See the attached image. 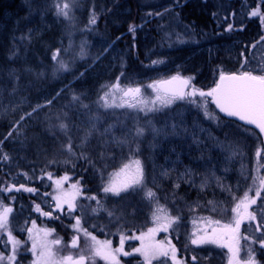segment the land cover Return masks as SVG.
<instances>
[{
    "label": "rangeland",
    "instance_id": "374dc122",
    "mask_svg": "<svg viewBox=\"0 0 264 264\" xmlns=\"http://www.w3.org/2000/svg\"><path fill=\"white\" fill-rule=\"evenodd\" d=\"M26 1L33 6L32 10L36 7L40 13L36 24L30 26L23 20L22 26L14 24L5 41L0 40V44L7 45L3 51L0 50V59L3 58V61H0V122L16 119L26 123L30 139V142L21 147L12 160L13 167L16 169L21 166L28 167L29 173L35 179L40 180L41 173L44 177H48L49 164L63 163L72 158L61 147L66 142V137L59 131V123L63 121L69 124L72 146L77 153L80 151L77 145L80 144L84 131L95 124L97 131L93 133L84 151L92 160L97 175H99L97 169L103 172L101 182L106 183L113 179V174L119 172L124 164H132L136 159H144L145 174L153 177L148 187L156 193L159 205L172 216L180 215L179 225H173L176 231L170 229L169 232H158L155 236L156 241L160 236L159 241L167 242L170 236L181 245H188L185 251H192L191 254L198 257L196 264H229L231 254L227 248L217 245L197 247L189 243V237L197 229L208 228L211 231V227L215 226L207 225L201 218L220 220L221 223L231 220L234 215L231 209L242 198L244 192L252 187V180L257 175V165L254 169L251 168V165L257 164L255 150L251 146L254 139L248 133L241 136L236 130L229 128V125H222L215 119H209L205 115V105L209 114L217 116L211 97L197 95L185 100H177L168 107H161L157 102L155 105L157 111H147V114L139 110L143 105L137 108L104 107L100 97L108 91L107 85L119 80L122 88L140 87L144 100H155L157 93L149 85L157 81L170 80L176 75L184 78L194 77L191 84L195 85L196 89L210 91L216 85L221 71L227 73L235 70L225 69L224 66L227 64L224 62L227 59L234 61L238 44L234 41H226L222 44L195 48L181 33L177 34L176 39L169 30H166V37L174 40L176 51L171 61V63L175 62L174 66L141 78L139 74L133 76L123 74L129 68L130 61L128 52L119 42L111 40L104 32L91 30L88 25L82 26L81 17L86 6L97 0H74L70 19L56 14V3L63 0ZM136 2L142 9V14L163 13L172 6L170 0H136ZM187 2L191 0H182L181 3ZM4 28L6 27H0V30ZM22 36L31 38L22 40ZM179 38L185 39L179 41ZM50 48L53 49L52 52H49ZM57 49H60V58L68 64V71H56L57 62L51 57ZM234 63L238 64L236 72L242 70L240 60ZM74 96L79 97V100H74ZM109 99L111 103L118 105L129 98L122 97L117 91ZM49 100L51 104L47 103ZM37 105L43 107L32 112ZM82 105L88 107L84 108ZM151 107L152 105L149 104L148 108ZM30 112L32 115L28 116ZM172 124L178 125V131L187 129V132L181 131L180 135L161 134L153 139L151 127L171 133ZM137 126L146 128L145 135L132 142ZM105 129H110V132L101 135ZM193 134L201 141L199 145L193 143ZM114 137L126 138L129 143L118 145ZM136 143L139 145V151H136ZM181 146L184 147L182 150L179 148ZM229 146H234L238 154L233 156ZM186 151L197 164L195 170L192 168L196 173L194 178L197 185L205 176L210 177L207 187L203 190L198 186H180L177 189L174 185L162 184L169 178L160 176L161 170L170 169L171 174L174 161L170 158L183 155ZM164 154L167 158L160 167L150 161L151 156L157 155L159 159ZM262 159H264L263 152L260 157V160ZM132 168H135L134 164ZM261 170L262 168L259 170V175H264ZM213 173L219 178V183L212 178ZM106 178L108 180L105 182ZM62 186L64 188V185ZM124 195L122 194V197ZM122 197H106L101 202L102 208L97 205L96 212L92 209L85 211L76 202L81 226L95 235L98 240H110L113 249L119 246L120 233L127 237L138 236L154 227L152 215L156 209L155 204L150 203L143 195H130L127 199ZM233 197L236 199L234 200ZM208 201H212L213 204L210 205ZM83 211L85 212L82 213ZM108 211H112L114 216H109ZM38 215L45 217L49 222L54 221L53 217L49 218L41 213ZM257 215L259 218V213ZM25 218L22 223L25 222ZM19 219L20 217L16 218L17 221ZM54 222L61 224L58 221ZM59 229L60 234L63 235L77 234L73 227ZM252 234L247 222L241 226V237ZM100 235L102 237H99ZM79 236V248L58 245L57 249H62L61 256L64 252L65 256L77 257L81 251L86 256L90 255L91 241L85 238L83 232L79 233ZM114 238L118 239L116 245L113 244ZM140 243L136 239H126L125 250L130 251L136 245L139 247ZM249 246V241L240 239L238 253L240 264H245ZM251 247L256 261L262 264L264 249H260L258 244ZM34 259L35 257L31 259V264ZM119 259L122 260L121 257ZM100 262L95 258V264ZM86 264H92V261L88 260Z\"/></svg>",
    "mask_w": 264,
    "mask_h": 264
},
{
    "label": "snow or ice",
    "instance_id": "6c2138e0",
    "mask_svg": "<svg viewBox=\"0 0 264 264\" xmlns=\"http://www.w3.org/2000/svg\"><path fill=\"white\" fill-rule=\"evenodd\" d=\"M74 0H63V2L56 3L57 16H63L66 19H70V12ZM151 15V13H149ZM156 15H162V13L157 12ZM250 15L252 17H259L262 24H264V14L257 8L251 11ZM97 22V15L93 11L90 15L89 24L95 25ZM136 26L130 25L129 31L135 33ZM232 26L229 25L227 31H232ZM30 36H22L21 39H30ZM264 41V36L260 37L257 43H253L250 46L245 45V49H256L257 44ZM83 56V53H81ZM251 56V59H250ZM52 60L57 62L58 67L56 71H68L69 66L60 58V49H57L52 54ZM255 59L254 54L250 52L241 51L239 53L240 68L242 70L235 73H224L223 71L219 74V82L210 91H203L196 89L195 85L191 84L194 77H181L180 75L173 76L170 80L157 81L149 85L150 88L155 90L157 93L155 100H144L142 95V90L140 87H128L122 88L119 80L111 85H107L108 91L100 97L103 101L104 107H129L137 108L140 105V111H157L155 105L158 102L161 107H168L175 103L177 100H185L190 97H211V102L214 103L221 113H224L226 117H236L239 121H243L246 125H254L256 129H259V133L264 134V58H261L256 65H253V60ZM153 64L160 63V61H153ZM83 75V73H81ZM119 91L122 97L129 98L123 103L114 105L110 102V96L115 92ZM74 100H79V97L74 96ZM189 102H194L189 100ZM51 104V100L47 102ZM151 104L152 107L148 108ZM87 108L88 105H82ZM43 107V105H37L33 108L32 112H36L38 108ZM205 107V115L209 119H215L219 121V117L214 114H209ZM31 116L32 113H28ZM24 119V117H21ZM150 123V122H149ZM15 127H19L17 124ZM58 129L66 137V142L61 146L62 149L72 157L76 159H83L89 164L92 160L84 151L90 142V139L94 132L97 131L95 124H92L88 129L84 131V135L80 138V144L77 148L80 149L79 155L73 149L72 137L69 134L71 129L68 123L61 121L58 125ZM171 133L164 132L162 129H157L151 127L150 131L153 135V139L160 136L161 134L167 136L180 135L182 132H187V129H182L178 131V125H171ZM15 128L12 130L14 131ZM12 131H9L8 136L12 135ZM146 128L137 126L135 129V135L132 137V142H136L138 138H142L145 135ZM245 131H252L250 129H245ZM110 132V129H105V135ZM253 135H256L253 132ZM7 139V137H5ZM115 142L118 145L128 144L129 141L125 139H118L114 137ZM193 143L199 145L201 141L196 139V135L193 134ZM264 144V141H261ZM232 155H237L238 150L234 146H229ZM136 151H139V145L136 143ZM0 156H2L4 161L10 160L7 153L2 151V142H0ZM103 157V153H101ZM256 162H257V175L252 180V187H249L240 198L235 206L231 209L234 213L231 220L227 223H221L220 220H212L211 218H201L207 225H215L211 227V231L208 228L197 229L193 231L189 237V243L197 247L204 245H217L221 248H227L228 252L231 254L229 258V264H240L238 259L239 253V241L244 239L250 242V246L247 249V257L245 264H259L256 261L253 254V248L251 245H259L260 249H264V199H262V193H264V175H259L260 168H264V164L260 163L261 149H257L255 152ZM54 162V161H53ZM67 162V161H66ZM135 165L133 172H129L132 165ZM98 174L103 180V172L97 169ZM27 177V174H24ZM196 173L190 169L186 168L183 173L180 174L179 179L183 182L188 183L192 186H198L201 190L207 187L210 177L205 176L197 185L194 177ZM160 176L170 178V169H162ZM113 179H110L107 183L103 184L100 189L105 197H122V199H127L130 195H143V197L150 203L156 205V209L153 212L152 220L154 227L149 228L146 232H142L138 236L127 237L125 234L120 233L119 247L113 249L110 240H98L95 235H92L87 229L81 226L80 216H73L72 213L77 211L78 205L76 203L77 198L83 194L82 188L77 183L71 185L72 191H65L63 189V182L68 180L65 176L61 179H56L54 183L56 184V189H54L55 195L50 193H45L44 195H52V199L55 201L54 210L59 213H65V205L67 206V215L70 219L75 220V224L72 225L73 230L76 235H73L69 247L79 248V233L83 232L85 238L91 241L89 245L90 255L86 256L83 251H81L76 258L72 255H67L63 257H55L52 251L53 245H60L61 240L59 238L49 241L47 238L52 234L53 229H37L36 224L32 222V228L27 229L28 239L32 241L30 248L25 249L26 251H31L35 257L33 264H86V261L91 260L92 264H95V258L99 257L101 260L105 261L106 264H121L119 259L120 256H132L139 254L144 257L147 264H152L153 259L164 258L161 264H187V259L178 258V249L171 240L156 241L155 236L158 232H169L170 229L176 231L173 225H179L181 217L179 214L172 216L167 213L165 209L159 205V199L156 193L148 187V181L145 176L144 167L139 159H136L132 164H124L119 172L113 174ZM120 177H123L120 179ZM42 178V177H41ZM214 178L219 183V178H216L214 173L212 174ZM30 179V178H29ZM48 179L52 180V175L48 174ZM180 183L175 182L174 188H179ZM26 191L35 194L37 189L32 187H26L21 184L17 187L12 184L7 187H0V192H12V191ZM229 190L230 189H226ZM88 200H96L97 205H101V201L97 199L96 196L85 197ZM12 200L15 197H11ZM235 200L236 198L233 197ZM260 201L258 208L255 211H250L253 205H257ZM211 205L212 201H208ZM34 210L42 215L52 218L53 212L44 211L39 204H35ZM106 210V209H105ZM213 210L215 206L213 205ZM13 209L7 206L0 200V235L6 236V240L3 241L5 247L10 245V255H5L0 252V264H17V259L20 254V249L24 247V244L18 240L12 234V230L9 226V216ZM96 212L97 209H92ZM163 213V215H161ZM257 213H259V218ZM109 216H114L112 211H108ZM59 219V216L55 217ZM248 223V228L252 230V235H244L241 237V226ZM36 230L35 233L33 230ZM259 234V235H256ZM126 239H136L139 240L140 246L133 247L130 251H125V240ZM198 257L196 255L191 256V261L193 264L197 261Z\"/></svg>",
    "mask_w": 264,
    "mask_h": 264
},
{
    "label": "trees",
    "instance_id": "16d2710c",
    "mask_svg": "<svg viewBox=\"0 0 264 264\" xmlns=\"http://www.w3.org/2000/svg\"><path fill=\"white\" fill-rule=\"evenodd\" d=\"M181 2L182 0H170L172 6L169 10H164L162 15H156V13H151V15L146 13V15L141 13L142 9L136 0H97L86 6V10L81 17V23L83 27L88 25L91 30L96 29L95 32H104L111 40L119 42L128 52L130 61L129 68L123 74L132 76L139 74L138 76L141 78L163 72L165 69L174 66L175 62L171 63V61L174 58L173 54L176 49L174 48V40L171 37H166V30H169L176 39L177 34L181 33L195 48L234 41L238 44L237 56L234 57L236 62H239V53L241 51L254 54L253 65H256L261 58H264V41L258 43L256 49L244 48L245 45L250 46L253 43H257L260 37L264 36V24L261 23L259 17L254 18L250 15L251 11L257 8L264 14V0H191V2L183 4ZM32 7L26 0H0V27H6L4 30H0V40L5 41L8 38L9 30L17 24L22 26L23 20L30 26L36 24L40 13L36 10V7H34V10H32ZM93 11L97 15V22L95 25H90L89 19ZM130 25L136 26L135 33L129 31ZM229 25L233 29L230 32L227 31ZM183 39L185 38H179V41ZM6 47L7 45L0 44V50L3 51ZM48 50L49 52L53 51L52 48ZM163 57L165 58L161 59ZM0 61H3V58ZM153 61H160V63L153 64ZM234 61L225 60L224 63L227 65L224 68L236 70L238 64L234 63ZM235 70L227 73H235ZM17 124H19L18 128L15 127ZM25 125L26 123L16 119L0 122L2 151L10 157V160L4 161L2 156H0V187H7L12 184L19 187L23 184L26 187L37 189L35 194L23 190L19 192H0V200L13 209L9 216V226L12 234L24 244V247L20 249L17 264H31V259L34 257L31 251L25 250L30 248L32 243L28 239L27 229L32 228L33 221L37 229H53L54 231L47 239H50V241L56 238L62 239L60 245L63 247L69 245L74 235L60 234L59 228H72L74 221L72 222L71 219L66 218L67 215L62 218L59 212L54 210L55 201L52 199V195H55L54 181L56 179L68 177V180L63 184L65 191H72L71 185L78 182L83 194L77 198L76 202L85 211L97 209V201L88 200L85 197L96 196L101 202L106 199L100 190L105 183L101 182V177L97 175L93 164H89L83 159L72 157L67 159V162L49 164L47 166L49 173L51 175L54 174L52 180H49L47 176L44 177L41 172L39 175L40 180L33 178L31 173H29L28 167L14 168L12 160L18 154L20 148L30 142L29 132ZM14 128L15 130L12 131ZM9 131H12L10 137L8 136ZM25 173L27 177L24 175ZM106 180L107 178L105 182ZM45 193L52 195H44ZM11 197H15V199L12 200ZM35 204H39L44 211L51 210L54 221H58L61 224L58 225L57 222L52 220L49 222L45 217L38 215V212L34 210ZM56 216H59V219H56ZM18 217L20 219L17 221L16 218ZM24 218L26 220L22 223ZM16 222L18 225H16ZM66 224L69 226L66 227ZM35 231L34 229L33 232L35 233ZM99 237L102 236L100 235ZM117 238H114V245L118 243ZM4 240H6V236L0 235V252L7 256L10 255L11 246L8 245L6 248L3 243ZM172 241L178 249V258H186L187 264H193L191 261L192 251H185L188 245H181L180 242L173 239ZM57 247L58 245L52 246L55 257L65 256L64 252L62 256L60 255L62 249H57ZM118 247V245L115 246V248ZM124 247L126 248V246ZM135 247L138 246L136 245ZM120 257L122 258L121 264H147L144 257L139 254ZM96 258L101 261L100 264H106L99 257ZM163 259L162 257L153 259L152 263L161 264ZM261 261L264 264V256Z\"/></svg>",
    "mask_w": 264,
    "mask_h": 264
},
{
    "label": "flooded vegetation",
    "instance_id": "af4514ba",
    "mask_svg": "<svg viewBox=\"0 0 264 264\" xmlns=\"http://www.w3.org/2000/svg\"><path fill=\"white\" fill-rule=\"evenodd\" d=\"M217 116L219 117V121L218 122L220 124H222V125H229V128H231L232 130H236L241 136H245V134L248 133L254 139L251 142V146L254 147L255 152L259 148V149H261V152L264 153V144L261 143V141H263V139L261 138L260 134L257 132L256 129H254V128L252 129V128H248L246 126H242L241 124H239L237 122H234V121H228V120L222 119L218 114H217ZM245 129H250L252 131H245ZM253 132L256 135H253ZM179 148H180V150H182L184 147L181 146ZM169 149H171V147H169ZM157 154H158V152H157ZM156 156L157 155L151 156L150 161L151 162H154L155 165H159V167H160L161 164L165 162L164 159L167 158V155L164 154L162 156V158H159V159ZM172 158H173V161H174V166L172 167L171 170L173 172L170 174V178L167 179L166 181H164L162 184L163 185H174L175 182H179L180 183V186H192V185H190L188 183L183 182V180H180L179 179V176H180L181 173H183L185 171L186 168H190V169L193 168V170H195V167H197V164H195L193 162L192 158L187 155V151L183 155L182 154H179L178 156H172L170 159H172ZM131 159H135V158L134 157H131ZM139 160L141 161L142 165L143 164L145 165L146 161L144 159H139ZM260 163L261 164H264V159L260 160ZM144 165H143V167H144ZM256 165H257L256 163L254 165H251V168L254 169ZM145 168L146 167H144V171H145ZM134 169L135 168L129 169V172L130 173L133 172ZM150 170L151 169L149 168V171ZM261 171L264 174V168H262ZM145 176H146V179H147L148 183H151V181L153 180V177L150 174H148V175L145 174ZM122 178L123 177H121L120 179H122ZM194 179L196 181V178H194ZM192 194H194V193H192ZM262 195H264V193H262ZM262 199H264V196H262ZM259 204H260V201L257 202V205H253L252 208H251V211H255L258 208ZM82 213H84V211ZM59 214L63 218V216L67 215V208H65V213H63V214L62 213H59ZM72 215L73 216H80V212L79 211H76L75 213H72ZM66 218H69V216L67 215ZM71 221L72 222L74 221V224H75V220L71 219ZM68 226L69 225L66 224V227H68ZM159 238H160V236L158 237V239ZM168 240H171V243L173 244L172 238L170 236H169V238H167V241ZM173 240H175V239H173Z\"/></svg>",
    "mask_w": 264,
    "mask_h": 264
},
{
    "label": "water",
    "instance_id": "95a60500",
    "mask_svg": "<svg viewBox=\"0 0 264 264\" xmlns=\"http://www.w3.org/2000/svg\"><path fill=\"white\" fill-rule=\"evenodd\" d=\"M214 106H215L216 110L218 111V113H219L221 116H223L224 118L229 119V120H234V121L239 122V123H241V124H243V125H245V126L252 127V128H254V129H256L254 125H246L243 121H239L238 118H236V117H226V116L224 115V113H221V112L219 111V109L217 108V106H216L215 104H214ZM256 130L259 132V129H256ZM260 135H261V137H262L263 140H264V134H261V133H260Z\"/></svg>",
    "mask_w": 264,
    "mask_h": 264
}]
</instances>
